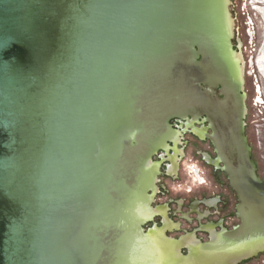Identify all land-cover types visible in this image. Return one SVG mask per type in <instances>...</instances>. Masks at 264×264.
<instances>
[{"label": "water", "instance_id": "95a60500", "mask_svg": "<svg viewBox=\"0 0 264 264\" xmlns=\"http://www.w3.org/2000/svg\"><path fill=\"white\" fill-rule=\"evenodd\" d=\"M231 39L232 0H0V264H171L144 230L173 119L238 200L240 224L197 250L264 240Z\"/></svg>", "mask_w": 264, "mask_h": 264}, {"label": "flooded vegetation", "instance_id": "af4514ba", "mask_svg": "<svg viewBox=\"0 0 264 264\" xmlns=\"http://www.w3.org/2000/svg\"><path fill=\"white\" fill-rule=\"evenodd\" d=\"M251 6L252 10L261 17V34H257L256 37L253 36L254 27L249 30V33L244 30L246 41L241 45L244 48V52L239 53L237 52L238 47H235L232 42L234 38V33L232 32L231 47L235 55H240L238 65L241 69V94L244 97L245 106L243 117L245 137L250 149L251 145H256L255 154L261 160V166L264 167V156L262 155L264 152V0H252ZM170 125L177 132V137L167 141V149L158 150L154 155L157 157L156 163L151 159L158 169V174L153 189L148 191L150 198L148 202L149 216L146 219L144 232L147 236L154 235L156 232L162 233L161 241L169 246L171 257L177 255V253L186 256L190 250L189 257L194 258L205 254V252L197 250L196 247L208 244L214 241L216 237L223 236L237 227L238 225L231 226L233 219H238L240 224L236 210L237 205L234 209L235 212H231V196L234 194L236 200L237 196L231 188L226 173L223 171L222 164L217 162V154L212 143L197 136V134L200 135V130H197V134L195 133L194 129L198 128L196 127L197 124L173 119ZM186 132L191 133L197 140L208 143V149L206 150H209L210 153L196 151V156H199L203 165L211 170L210 174L208 177L205 176V172H201V169L195 166L190 172V179L194 180L199 186L209 185L212 196L206 195L207 192L205 191H198L197 196L188 203H184L185 201L177 203L170 201L169 198L166 199V202L160 201L158 203L157 199L161 200V197L168 192L166 185L161 182L160 178L178 179L179 173L182 171L180 163L185 157L186 140L183 135ZM256 167L259 171V167L257 165ZM210 178L212 182H210ZM186 193L192 194V188L187 186ZM171 202L176 205V212L171 208ZM174 214L180 215L181 219L187 223L195 221L196 226L190 231H183L182 236L168 238V232L180 231L181 224L173 223L170 218ZM190 214H193L195 219H190L188 217ZM204 220L206 222L202 224L201 221ZM199 234H203L206 240L198 238L197 235ZM175 246L178 247V250ZM183 250L186 255L181 253ZM194 261L199 262L201 258H197Z\"/></svg>", "mask_w": 264, "mask_h": 264}, {"label": "rangeland", "instance_id": "374dc122", "mask_svg": "<svg viewBox=\"0 0 264 264\" xmlns=\"http://www.w3.org/2000/svg\"><path fill=\"white\" fill-rule=\"evenodd\" d=\"M233 2V11H234V20H235V29H236V37H237V43L238 44V52H244V48H242L241 45L246 41L245 33L249 30H252L251 28L254 27L255 30L253 36L256 37L257 34H261V17L258 13L254 12L252 10V0H232ZM250 41V39H249ZM249 47V46H248ZM196 127L199 128L198 125ZM183 138L186 140V145H185V157L181 161V169L178 179L175 178H169V177H162L160 178L161 182L166 185L167 188V194L165 196H162L161 200L157 199V202L159 203L160 201L166 202L167 198L170 199V201L174 202H181L185 201L184 203H188L189 201L193 200L197 196V192L205 191L207 192L206 195L212 196V192L210 189L209 185H204V186H199L194 182V180L190 179V172L195 166H198L201 169V172H205V176L208 177L210 174V169L203 165V163L200 161L199 156H196V151H202V152H208L210 153L208 149V143L207 142H201L196 139L191 133L186 132L183 135ZM258 146V145H257ZM256 145H251V150L253 154V158L255 160L256 165L259 167V175L261 179H264V167L261 166L260 159L257 157L255 154ZM264 156V152L262 153ZM194 159V160H192ZM216 174V173H215ZM210 182H212V179H209ZM189 186L192 188L193 193L192 194H187L186 193V187ZM231 212H235V206L237 205V200L232 194L231 196ZM168 201V202H170ZM170 206L175 212L177 211L176 205L171 202ZM185 211V210H184ZM190 219H195V216L193 214L188 215ZM173 221V223H180V231H173V232H168L167 237L168 238H177L179 236H182L183 231H190L192 228L196 226L195 221H190V222H185L183 219H181L180 215L174 214L173 216L170 217ZM212 220V219H211ZM206 220L201 221V223H205ZM158 223V221H157ZM159 225V224H158ZM239 225V220L238 219H233L231 222V226H236ZM198 238L206 240L205 236L203 234L197 235ZM183 255H186L184 250L181 252ZM238 264H264V251L260 252L256 256L249 258L247 260L241 261Z\"/></svg>", "mask_w": 264, "mask_h": 264}, {"label": "bare ground", "instance_id": "6f19581e", "mask_svg": "<svg viewBox=\"0 0 264 264\" xmlns=\"http://www.w3.org/2000/svg\"><path fill=\"white\" fill-rule=\"evenodd\" d=\"M218 239L219 238L216 237L215 240L212 242H216ZM263 241V239L258 240L254 238L246 240L238 246L230 244L227 245L224 249H218L217 251H205V254L203 256L194 258L189 257L187 260H180L177 258V255H175L173 257L170 256V260L171 264H234L238 260H240L241 256L250 254L257 250ZM197 258H201V261L195 262L194 260Z\"/></svg>", "mask_w": 264, "mask_h": 264}]
</instances>
